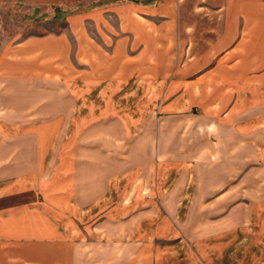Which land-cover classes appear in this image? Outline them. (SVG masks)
Here are the masks:
<instances>
[{
  "label": "crops",
  "instance_id": "obj_1",
  "mask_svg": "<svg viewBox=\"0 0 264 264\" xmlns=\"http://www.w3.org/2000/svg\"><path fill=\"white\" fill-rule=\"evenodd\" d=\"M222 10L220 31L251 29L226 24L240 14ZM191 60L148 77L151 90L130 104L129 92L101 83L125 79L127 62L92 72L89 89L47 70L0 74V246H23L30 261L39 248L41 263L173 264L193 240L234 239L247 227L256 255L264 74L235 72L236 59L233 69L209 55Z\"/></svg>",
  "mask_w": 264,
  "mask_h": 264
},
{
  "label": "rangeland",
  "instance_id": "obj_2",
  "mask_svg": "<svg viewBox=\"0 0 264 264\" xmlns=\"http://www.w3.org/2000/svg\"><path fill=\"white\" fill-rule=\"evenodd\" d=\"M222 9L240 14L233 18L229 14L226 24L234 19L235 24L240 22L251 29L220 31ZM207 54L214 57L213 66L225 56L218 62H228L233 69L236 59L235 72L240 67V72L254 77L264 74V0H0L1 75L11 73L10 67L24 75H41L47 70L64 75L71 87L89 89L94 86L87 81L93 77L92 72H119L127 62L125 79H105L101 83L129 92L125 98L130 104L142 100L138 94L151 90L154 81L148 77L160 74L167 78L181 66L179 62H196ZM162 79L165 85L167 81ZM143 105L147 107L146 102ZM238 232L234 239L220 237L208 243L193 240L188 254L170 256L169 263L264 264V246L256 249L255 255L249 228ZM223 240L221 247L219 241ZM206 244L209 249H204ZM19 246L10 250L0 246V264L60 262L53 255L45 256L41 263L39 248H33L30 261L25 259V248Z\"/></svg>",
  "mask_w": 264,
  "mask_h": 264
}]
</instances>
